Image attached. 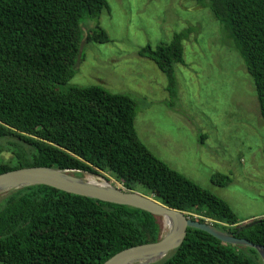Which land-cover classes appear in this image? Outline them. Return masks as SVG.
<instances>
[{
  "label": "trees",
  "instance_id": "trees-1",
  "mask_svg": "<svg viewBox=\"0 0 264 264\" xmlns=\"http://www.w3.org/2000/svg\"><path fill=\"white\" fill-rule=\"evenodd\" d=\"M196 1L214 14L242 56L264 119V0ZM104 11H110L107 0H0V139L20 142L12 159L0 164V175L33 167L111 172L129 190L142 187L143 195L168 208L264 247V218L241 232L245 221L227 202L172 170L141 142L133 98L97 86L61 90L83 58V21ZM191 33L140 52L167 75L170 90ZM86 41L110 39L98 27ZM212 181L227 187L231 178L215 174ZM7 195L0 207V264H104L161 240L163 219L141 210L46 186ZM242 249L189 229L181 248L162 264H263L255 249V262Z\"/></svg>",
  "mask_w": 264,
  "mask_h": 264
},
{
  "label": "rangeland",
  "instance_id": "rangeland-1",
  "mask_svg": "<svg viewBox=\"0 0 264 264\" xmlns=\"http://www.w3.org/2000/svg\"><path fill=\"white\" fill-rule=\"evenodd\" d=\"M107 1L109 12L83 21V58L61 90L97 86L133 98L137 134L156 158L227 202L244 223L264 218V119L254 79L229 34L196 0ZM98 27L108 43L86 41ZM188 29L185 61L174 65L170 90L167 75L140 52L169 44ZM19 143L0 139V164L12 159ZM215 174L231 183L215 185ZM100 176L125 191L146 194L142 187L127 189L111 172ZM6 197L0 196V207ZM166 231L162 224L161 238ZM241 253L255 262L250 248Z\"/></svg>",
  "mask_w": 264,
  "mask_h": 264
},
{
  "label": "water",
  "instance_id": "water-1",
  "mask_svg": "<svg viewBox=\"0 0 264 264\" xmlns=\"http://www.w3.org/2000/svg\"><path fill=\"white\" fill-rule=\"evenodd\" d=\"M38 186L54 188L70 195L107 204L141 210L167 221V225H164L167 231L159 242L124 250L104 264L161 263L181 248L189 229L206 232L228 245L253 248L264 264L263 246L255 245L245 239H238L232 233L223 232L212 224L194 220L183 212L164 206L153 197L125 191L100 175L51 167L23 168L0 175V196ZM259 223L260 221L245 223L240 231Z\"/></svg>",
  "mask_w": 264,
  "mask_h": 264
},
{
  "label": "bare ground",
  "instance_id": "bare-ground-1",
  "mask_svg": "<svg viewBox=\"0 0 264 264\" xmlns=\"http://www.w3.org/2000/svg\"><path fill=\"white\" fill-rule=\"evenodd\" d=\"M163 224L166 226L167 225V221H163Z\"/></svg>",
  "mask_w": 264,
  "mask_h": 264
},
{
  "label": "built area",
  "instance_id": "built-area-1",
  "mask_svg": "<svg viewBox=\"0 0 264 264\" xmlns=\"http://www.w3.org/2000/svg\"><path fill=\"white\" fill-rule=\"evenodd\" d=\"M209 222V221H208Z\"/></svg>",
  "mask_w": 264,
  "mask_h": 264
}]
</instances>
